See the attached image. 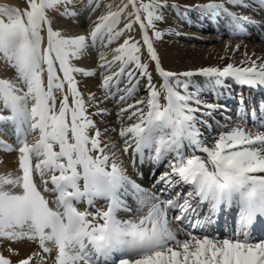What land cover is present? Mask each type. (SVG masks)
<instances>
[{"label": "snow or ice", "instance_id": "obj_1", "mask_svg": "<svg viewBox=\"0 0 264 264\" xmlns=\"http://www.w3.org/2000/svg\"><path fill=\"white\" fill-rule=\"evenodd\" d=\"M226 2L248 6L245 0ZM91 3L93 0H89ZM259 3L264 5V0ZM25 4L22 10L0 5V56L15 69L12 79L0 78V123L11 124L23 136L18 148L19 173L0 174V240L38 241L44 253H51L47 242H52L57 249L54 264H264V242H250L246 231L240 233L243 239H221L202 228V234H195L200 221L193 223L189 218L191 198L209 204L211 214L222 205H235L242 226L253 224L257 217L264 218V132L253 134L236 128L222 133L212 146L200 139L194 113L200 111L201 102L197 93L189 91L190 84L178 78L194 73L165 70L149 35L151 28L156 39L162 37L160 31H155V23L163 19L161 9L169 6L167 0H121L115 10L108 5L109 10L97 18L87 36L66 35L53 27L50 12L75 16L74 0H25ZM194 7L212 16L228 11L224 2L212 0ZM229 14L238 24L251 22L248 17ZM122 16L127 23L120 29L117 26ZM134 23L141 28L142 41L128 36L112 50L111 59L103 52L99 57V67L105 70L102 86L109 94L112 81L118 84L123 75L131 79L138 72L147 79L148 96L122 107L118 114L130 112L128 119L136 118V122L120 129L123 151L132 148L143 161L144 149L154 148L155 155L150 158L159 162L168 157L171 169L160 177V182L168 189L191 185L193 191L183 197V203H179V193L167 200L159 196L141 198L142 212L149 200L155 202L145 214L121 220L117 217L119 211H131L121 199L126 186L137 192L143 190L115 162L114 154H105L107 145L87 114L74 75L90 76L94 72L76 67L72 61L97 45L108 47L125 32H131ZM144 49L164 79L160 89L152 84L149 64L142 62ZM117 62L120 68L112 72ZM196 74L214 77L217 85L223 84L221 78L230 77L240 85L264 86V62L258 64L247 56L239 65L204 67ZM134 91L133 85L120 100L125 101ZM33 132L37 136L30 144L27 136ZM185 147L193 153L186 155ZM195 150L205 155H195ZM46 193L54 194L55 199L50 201ZM97 199L108 201L106 210L90 212L76 207L81 202L95 207ZM169 208L180 211L174 218L177 222L187 221L193 229L184 233V239L178 238L182 229L174 230L169 225ZM8 251L17 254L12 248ZM11 255L0 253V264H13ZM39 255L33 253L15 264H31L33 256ZM45 261L46 257L40 256L38 264Z\"/></svg>", "mask_w": 264, "mask_h": 264}, {"label": "bare ground", "instance_id": "obj_2", "mask_svg": "<svg viewBox=\"0 0 264 264\" xmlns=\"http://www.w3.org/2000/svg\"><path fill=\"white\" fill-rule=\"evenodd\" d=\"M7 1L16 3L21 10L25 7L18 0ZM144 2H148V0ZM208 2L210 0H167L169 6L161 9L163 19L155 23V31H160L163 34L162 37L156 39L154 30L151 28L149 35L153 38L161 66L165 70L176 74L187 71L194 73L190 77L178 76V78L190 84V92L198 94V99L201 102L200 111L194 115L197 117V127L201 132L200 139L208 146H212L222 133L236 128L253 134L264 132V86L240 85L230 77L221 78L223 84L217 85L214 77L209 78L196 74L197 70L204 67L223 68L228 63L239 65L242 60L246 59V56L257 60L258 64L264 62V5H261L259 0H245L247 7L231 5L226 0H212L217 3L224 2L225 8L228 10L227 12L220 11L216 16L205 14L194 7ZM120 3L121 0H93L91 4H89V0H74L77 13L75 16L67 17L61 16L59 12H50L54 18L53 27L66 35L87 36L94 27L97 18L109 10L108 5H111L115 10ZM171 5H179V7H171ZM93 9L95 10L93 11ZM128 11H132L131 5H129ZM229 13L248 17L251 22L238 24ZM125 23H127V18L122 16L117 27L122 29ZM128 36H132L136 41H142V31L138 23L133 24L131 32H125L119 40L114 41L108 47L97 45L89 49L81 59L72 61L76 67L94 72V75L90 76H85L82 73L74 75L87 106V114L99 129L102 143L107 145L105 154L110 156L114 154L115 162L120 164L125 169L127 176L143 190L137 192L131 186H126L127 192L121 196V199L125 201L131 211H119L117 217L121 220L145 214L147 207L155 202L149 200L142 212L139 203L141 198L159 196L160 199L167 200L175 198L179 193L181 196L179 203H183V197L193 191L191 185L178 184L168 189L163 182H160V177L165 172H170L171 169L168 166V157L159 162L150 158L155 155L154 148L152 150L144 149L143 161H141L139 153L134 154L132 148L128 152L123 151L125 144L124 138L119 135L120 129L136 122V118L129 120L130 112H125L122 116L118 114L122 107L134 104L135 101L148 96L147 79L140 77L138 72L131 79L127 75H123L119 78L118 84L115 80L112 81L111 94H109V90L102 86V74L105 70L99 67L101 63L99 57L103 52L111 59L112 50L122 44ZM237 45H240L239 50H236ZM141 59L142 62L149 64L152 84L160 89L164 79L155 71V62L148 60L146 49L143 50ZM119 68L120 64L117 62L111 71L116 72ZM14 76L15 69L0 56V78L12 79ZM174 80L175 78L172 82ZM133 85L135 91L122 102L120 97L126 96L127 89ZM59 99L58 95V102ZM160 102L165 103L163 91H161ZM206 105L214 107L208 109L205 107ZM192 106L197 107L195 104ZM101 109L103 112L98 114ZM207 112H210L211 115H202ZM201 120L204 121L203 124L199 123ZM90 134H92L91 130ZM36 136L37 134L34 132L29 133L27 142L34 143ZM22 139L23 136L11 124L0 123V174L11 173L15 176L19 173L18 148ZM254 147H259V145H254ZM184 151L186 155H190L194 150L185 147ZM194 154L205 155L198 150H195ZM111 163L112 160L109 161V164ZM35 179L39 185V176L36 175ZM162 189L165 191L162 192ZM45 195L50 201L55 199L54 194L46 193ZM189 202L192 209L189 218L193 223L197 220L200 221V227L195 230V234H202V228L210 235L218 236L221 239L233 236L243 239L240 233L246 231L250 242H264V218L257 217L253 224L242 226L240 212L235 205L231 207L222 205L215 214H211L209 211L211 206L201 203L199 198H191ZM107 204L108 201L97 199L95 207H89L86 202L78 203L76 207L80 211L87 209L94 212L96 209L106 210ZM180 214L178 209L169 208L167 218L170 227L174 230L182 229L178 238L184 239V233L193 231V229L189 227L187 221L181 223L174 219ZM47 246L52 249L51 253H44L38 241L0 240V253L10 256L8 249H14L17 254L11 255L13 264L20 259L32 256L33 253H40V255L33 256L31 264H38L40 256L46 257L45 264H54L57 249L52 242H47ZM115 255L119 256V254Z\"/></svg>", "mask_w": 264, "mask_h": 264}, {"label": "rangeland", "instance_id": "obj_3", "mask_svg": "<svg viewBox=\"0 0 264 264\" xmlns=\"http://www.w3.org/2000/svg\"><path fill=\"white\" fill-rule=\"evenodd\" d=\"M144 1H146V0H144ZM18 2L20 4L23 3V5H25V7H26L25 0H18ZM0 5H5V6L14 7V8H19V5H17L16 3L8 2L7 0H0ZM149 71H150V68H149ZM57 103H59V102L57 101Z\"/></svg>", "mask_w": 264, "mask_h": 264}]
</instances>
